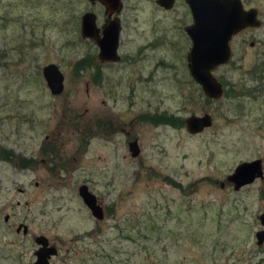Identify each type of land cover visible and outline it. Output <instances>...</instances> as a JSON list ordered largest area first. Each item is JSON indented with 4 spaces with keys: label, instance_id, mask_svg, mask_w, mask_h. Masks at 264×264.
Returning a JSON list of instances; mask_svg holds the SVG:
<instances>
[{
    "label": "rangeland",
    "instance_id": "1",
    "mask_svg": "<svg viewBox=\"0 0 264 264\" xmlns=\"http://www.w3.org/2000/svg\"><path fill=\"white\" fill-rule=\"evenodd\" d=\"M9 1L0 0V14L10 11L0 21V145L37 154L52 134L58 154L40 171L6 167L14 215L9 224L0 215V264L32 262L40 234L58 248L51 264H264L255 238L264 207V0L253 2L261 24L234 35L230 60L212 71L224 89L218 99L189 74L183 0L169 10L122 0L120 59L112 63H101L81 36L85 13L103 24L102 4ZM50 63L64 75L57 95L41 72ZM204 113L212 125L196 134L183 121L153 119ZM135 138L141 151L132 157ZM255 159L263 177L235 190L227 176ZM33 180L45 188V210L24 214ZM82 184L99 199L101 220L79 196ZM20 221L28 235L16 233Z\"/></svg>",
    "mask_w": 264,
    "mask_h": 264
},
{
    "label": "water",
    "instance_id": "2",
    "mask_svg": "<svg viewBox=\"0 0 264 264\" xmlns=\"http://www.w3.org/2000/svg\"><path fill=\"white\" fill-rule=\"evenodd\" d=\"M100 1L109 12H118L121 6L120 0ZM158 2L170 8L173 0H158ZM187 2L193 16L192 24L186 27L191 40L187 55L189 72L206 97L218 99L222 96L224 89L212 71L230 60L232 53L230 41L233 36L246 27L259 26L261 20L258 19L257 9H244L240 0H187ZM99 31L96 25V15L92 12L85 13L81 18V36L95 40L100 48L101 59L115 60L120 34L118 18L106 20L102 26V37L99 36ZM42 74L52 94H59L63 90L64 75L57 65L48 64L43 68ZM184 124L189 133L196 134L212 125V116L209 113L191 114L184 119ZM128 149L132 157L140 154L137 139L129 142ZM262 176L261 160L255 159L241 162L234 172L227 176V179L237 190L251 183L256 177ZM78 194L91 215L101 220L104 217L103 207L98 203L97 196L89 190L86 184L79 186ZM259 219L264 226V212ZM255 238L258 245L264 243V227L256 231ZM35 240L40 244V248L32 264H49L51 256L58 253L56 247L48 245L50 242L45 235H39Z\"/></svg>",
    "mask_w": 264,
    "mask_h": 264
},
{
    "label": "flooded vegetation",
    "instance_id": "3",
    "mask_svg": "<svg viewBox=\"0 0 264 264\" xmlns=\"http://www.w3.org/2000/svg\"><path fill=\"white\" fill-rule=\"evenodd\" d=\"M92 4H95V3H100L104 6V21H103V24L101 25V27L99 28V36L102 37V26L104 25V23L106 22V20L108 19H113V18H118L119 20V25H120V34H121V21H120V13L122 11V8H123V2L122 0H120V9L118 12L116 11H113V12H109V10L106 9L105 5L100 1V0H89ZM188 8V12L191 16V20H190V23L185 25L184 26V31L186 33V35L188 36V38L190 39L189 35L187 34L186 32V27L189 26L190 24H192V21H193V16H192V12H191V9H190V6L187 2V0H183ZM241 3H242V6L244 9H249V8H255L254 7V0H240ZM27 4L28 6H31V7H35V6H38L39 4V0H27ZM179 2V0H173V3L172 5L170 6V8H166L165 6L161 5L158 0H155V3L160 7V8H163V9H166V10H169L171 8H173L175 6V4ZM14 1H9L8 2V7H12L13 8V5H14ZM9 10H7L6 12L0 14V21H3L4 23H7L10 21V15H9ZM93 13V12H92ZM82 18V17H81ZM250 27H246L244 28L243 30L245 29H248ZM241 30V31H243ZM239 33V32H238ZM120 34H119V41H118V47H117V50H116V55H117V58L115 60H110V59H101L100 56H99V53H100V48L98 46V44L95 42L94 39L92 38H89V40H92L95 45L98 47V53H97V58L98 60L101 62V63H112V62H117L119 61L120 59V55L118 53V48H119V43H120ZM83 38V37H82ZM191 41V40H190ZM191 47V45H190ZM190 47H189V50H190ZM188 50V52H189ZM188 52L186 54V59H187V55H188ZM232 52V50H231ZM231 56H232V53H231ZM54 64V63H53ZM56 65V64H55ZM47 66V65H44L42 67V71H43V68ZM187 66H188V60H187ZM261 66L258 65L257 68H260ZM264 67V66H263ZM60 69V68H59ZM41 71V72H42ZM61 71V70H60ZM188 71H189V68H188ZM62 72V71H61ZM261 72L264 73V70L261 69ZM190 74V72H189ZM43 76V74H42ZM191 76V75H190ZM44 78V77H43ZM46 83V82H45ZM64 89V88H63ZM50 91V90H49ZM63 91V90H62ZM61 91V92H62ZM60 92V93H61ZM51 93V92H50ZM59 93V94H60ZM57 95V94H56ZM183 123H184V120H183ZM29 131L31 132H34V129H28ZM125 131V130H124ZM34 134V133H33ZM31 133V136L33 135ZM136 139V138H135ZM28 140H30L31 142H35V138L33 137H30L28 138ZM55 140H56V136L54 135H46L44 138H43V142L41 143L39 149L37 150V154L36 152H34L35 150H32L30 152V154H25V153H20L18 154L17 152L19 150H16L14 149L13 147L11 149L9 148H6L5 146L3 145H0V215H3V222L4 224H9L11 222V218H12V215H14L12 213H9L7 212L9 209L13 210L14 209V204L13 202L9 201L7 198H5L6 196H8L9 194H12L13 191H14V179L9 175L6 167H8L11 163H15V165L19 168L20 171H23V172H35V171H40L41 168L43 167H46L45 164L47 163L48 159H53L55 160V158H57V150H58V145L55 143ZM133 141V140H132ZM138 141V139H137ZM131 142V141H129ZM128 142V144H129ZM139 144V143H138ZM140 147V146H139ZM9 170V169H8ZM10 171V170H9ZM263 177V176H262ZM262 177H256L251 183L249 184H252L256 179L258 178H262ZM249 184H246V185H249ZM32 185L34 187V191L31 195V197L27 200H24V203L23 205L26 206V209H27V212L24 214H41L44 212L45 210V202L41 199V197L44 196V193H45V188L42 187V184L40 181L38 180H33L32 181ZM244 185V186H246ZM244 186H242L241 188H243ZM239 188V189H241ZM237 189V190H239ZM17 192L19 194H24L25 193V189L22 188V187H17L16 188ZM236 190V189H235ZM36 193V194H35ZM42 195V196H41ZM39 198V199H38ZM38 199V201H37ZM98 203L100 204L99 202V199H98ZM16 205L19 207L22 205L21 201H17ZM264 212V207H263V210L259 213L258 215V220H259V223L261 225V229H263V225L261 224L260 222V219H259V216ZM21 213V212H20ZM103 215H104V209H103ZM104 218V217H103ZM260 230V229H259ZM15 231L16 233H22L23 235H28L29 233V228H28V225H26L25 223H23L22 221L18 222L17 223V226L15 228ZM41 235V234H40ZM39 235H36L34 236V241H35V245H36V248L35 250L33 251V255H34V260L36 259V252L37 250L40 248V244H38L35 240L36 237H38ZM48 245H53L55 246L54 244H51V243H48ZM56 247V246H55ZM56 249L58 250V248L56 247ZM58 254V253H57ZM56 256V255H55ZM54 256H51V258L49 259V264H51V259L53 258ZM34 260L32 262H28V264H32L34 262Z\"/></svg>",
    "mask_w": 264,
    "mask_h": 264
},
{
    "label": "trees",
    "instance_id": "4",
    "mask_svg": "<svg viewBox=\"0 0 264 264\" xmlns=\"http://www.w3.org/2000/svg\"><path fill=\"white\" fill-rule=\"evenodd\" d=\"M153 119L155 121H160V122H169V123L174 124L176 126L181 125L182 121H183V120H181L179 118L178 119L175 118L174 116H167V115H162V116H160L158 118L153 117Z\"/></svg>",
    "mask_w": 264,
    "mask_h": 264
}]
</instances>
